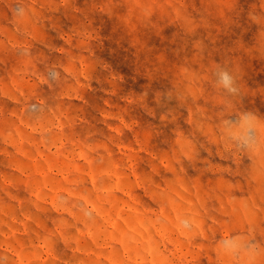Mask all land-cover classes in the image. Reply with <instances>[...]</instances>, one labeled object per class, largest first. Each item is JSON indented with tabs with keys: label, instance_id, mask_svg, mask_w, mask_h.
I'll list each match as a JSON object with an SVG mask.
<instances>
[{
	"label": "rangeland",
	"instance_id": "obj_1",
	"mask_svg": "<svg viewBox=\"0 0 264 264\" xmlns=\"http://www.w3.org/2000/svg\"><path fill=\"white\" fill-rule=\"evenodd\" d=\"M248 245L264 0H0V264H264Z\"/></svg>",
	"mask_w": 264,
	"mask_h": 264
},
{
	"label": "clouds",
	"instance_id": "obj_2",
	"mask_svg": "<svg viewBox=\"0 0 264 264\" xmlns=\"http://www.w3.org/2000/svg\"><path fill=\"white\" fill-rule=\"evenodd\" d=\"M220 81L221 83H223V85L225 87L229 86L230 83H231V80H230V77L228 76L227 73H220ZM252 117H248L247 120L249 122V126H251V121H252ZM254 138H250L249 142H252ZM187 222H185L186 224ZM226 248H228L229 250H244V246H243V242L242 241H236V242H228L226 243L225 245ZM246 252L248 255L250 256H255V255H258V254H264L262 252H259L256 248L255 245H248L247 246V249H246Z\"/></svg>",
	"mask_w": 264,
	"mask_h": 264
}]
</instances>
